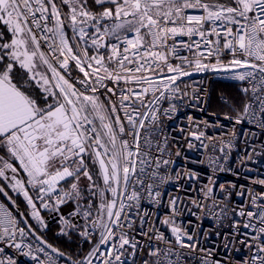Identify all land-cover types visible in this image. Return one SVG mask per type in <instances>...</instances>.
I'll use <instances>...</instances> for the list:
<instances>
[{"label":"snow or ice","instance_id":"6c2138e0","mask_svg":"<svg viewBox=\"0 0 264 264\" xmlns=\"http://www.w3.org/2000/svg\"><path fill=\"white\" fill-rule=\"evenodd\" d=\"M94 2L103 8V11L93 13L89 8L88 0H62V4L70 9L68 13H65V19L70 20L72 39L77 41V51L74 52L64 31L65 20L61 19L60 9L53 0H48V4L51 5L50 13L44 0H0V24L11 33L12 37L10 42L0 43V146L7 149L11 158L19 161V166L14 167L12 163L4 160L3 167L0 168V177H5V169L11 170L14 174L11 178L14 183L10 186L25 197L33 209L32 216L41 224L43 221L40 219L36 204L23 180L17 178L19 171L26 173L27 184L38 190L37 199L41 200L44 208L49 207V204L44 202V196L56 191L59 183L68 182L69 178L75 181L71 183L72 192H64L62 197L58 196L57 204L64 203L65 198L80 199L81 190L78 181L81 175L86 177L91 195L96 196L97 193L100 195L101 220L106 211L110 222L92 221L93 228L101 229L100 239L94 246V252L100 251L99 245H108L110 241H113L111 249L115 251L110 249L105 253L103 264H128L126 258L122 259L124 252L127 251L125 246H130L134 250V255L138 242L134 237L129 238L127 232L123 231L126 221L127 227H132L131 217L127 213L134 207L132 204H126L124 200L136 201L135 207L138 214L140 197L135 190L130 195L124 194L127 193L130 178L137 174L136 156L139 154L140 130L145 127L144 121L149 116L146 112L144 118H141L139 107H133V105L138 101L140 107H149L144 104V97L149 92L154 96L152 104L175 97L180 91L176 81L182 76L192 75L185 70L184 64L193 67L197 72L219 68L226 71L230 68L246 69L233 77L240 81L246 79L250 82L256 81L258 72V83L264 91V0H231V3H210L204 0H94ZM106 5H114V10ZM186 9H202L204 14L188 15L185 13ZM37 13H40L39 17ZM50 19L54 21L53 26H49ZM107 19H115L117 23H114L111 28L103 26V21ZM209 22L212 27L206 30L204 25ZM30 24L58 38L59 43L53 39L49 49L54 54L59 53V56L52 57L57 62L59 70L43 52L39 51L40 44ZM89 27L93 30L91 34L87 30ZM122 31L127 33L123 37ZM128 34H131V37ZM197 35L200 40L191 39ZM107 36L113 37L117 43L108 45L105 42ZM176 36L189 37L190 42L182 41L181 43L189 51L195 47L197 52L194 59L183 57L181 65L173 66L168 61L167 55L157 49L166 47L168 39ZM211 36H215L216 39H209ZM42 38L49 39L47 35ZM4 40V32L0 30V41ZM89 41H91L90 44ZM201 42L204 48L208 49L207 56L217 57L216 64L203 63L207 57L200 51ZM81 44L84 45L82 53L79 51ZM121 46H123L122 51ZM101 47H110L107 60L115 61L116 68L110 70L107 67L105 56L98 51ZM89 48L95 49L97 55L90 56ZM224 50L232 55L227 65L223 64L219 58ZM170 51L175 52L176 49L172 48ZM37 56L51 72V78L36 70ZM238 56H243L244 59L241 60ZM60 57L63 59L61 60ZM70 60L75 61V66L84 75V79L78 81L83 86V91L70 82ZM253 61H259V63ZM17 65L26 70L27 79L23 74L17 73ZM130 65L135 66L134 71L129 67ZM165 67L167 73L164 72ZM86 69H91V72ZM60 70H63L65 74L62 75ZM101 71L105 75H100ZM147 71H151L156 79L144 75ZM66 75H69V78H66ZM90 76L95 78L92 84H89ZM106 79L117 83L124 80L125 83L146 85L139 92L128 89L125 94L123 89L120 90V111L123 112L124 119L129 125L128 134L133 137L136 151L132 150L127 140H119L120 135L125 133V126L120 115L117 114L116 104L109 101L111 103L109 114L105 104L101 103L99 97L95 95L99 88H105V94H116L114 89L107 88L104 84ZM52 81L55 83L53 84ZM54 89H58L59 92L57 93ZM40 90L45 94L42 99ZM89 91L93 94H85ZM243 91L248 90L243 89ZM252 91L255 93L256 88ZM156 92L160 95L155 96ZM133 96L135 100H132ZM49 97L53 98L52 103L48 102ZM60 97L63 98V102ZM257 99L260 111L264 112V97ZM125 101H131V103L126 104ZM41 104L44 106L42 107ZM249 107L245 105L243 115L248 113ZM89 110L99 119L102 131L96 127L90 129L84 127L85 124H93V119L87 115ZM169 111H175V106L164 109L165 113ZM112 116H115L114 120ZM151 119H157L154 110H151ZM239 122L238 116L237 123ZM260 127L264 128V121L261 122ZM199 138V135L196 136V139ZM89 155L99 165L103 189L98 187L88 171L85 157ZM140 163L143 164L144 161ZM169 163L167 159L156 158L157 169ZM140 171L143 173L144 169L141 168ZM152 175L155 177L158 173L153 172ZM166 179L170 177L161 176L160 182L164 183ZM137 182L143 185L139 176H137ZM259 183L264 184V180ZM147 188L149 196H152L153 185L149 184ZM211 191L212 189L209 188L208 193ZM108 192L112 194L111 200L106 199L105 194ZM0 193L7 196L3 187H0ZM160 195V191L154 193L155 197ZM8 199L12 198L8 197ZM255 199L254 197L253 203ZM12 203L15 204V201ZM170 203L175 206L176 199H172ZM147 215L145 213V216ZM239 215H247L249 218L257 215L262 225L257 231L264 234V208H261L257 214L245 213L241 210ZM83 216L87 219L91 216V212L85 210ZM141 220L142 226L147 223L143 217ZM17 223L13 213L0 203V238L14 236ZM163 223L171 224L172 222L166 219ZM65 224L67 225L68 222L65 221ZM69 227L75 228L76 225H69ZM244 227H252V224H245ZM29 229H31L30 225ZM18 230L23 236L24 228ZM171 232L175 236L176 244L183 248L195 247L192 235L176 226L171 227ZM142 234L147 236L146 231H142ZM80 235L89 238L90 232L85 230L80 232ZM185 237L188 243H185ZM156 239L170 243L163 234L157 235ZM252 239L258 242L248 245L249 248L255 247L257 250L251 257V264H264V255H261L264 253V240L260 236ZM15 247L20 248L21 245L16 244ZM149 247L152 248V245ZM39 251L43 252L44 249L40 248ZM52 251L56 252L57 249L53 248ZM170 251L169 249L164 252L162 258L158 255L159 250L150 251L149 254L157 257L156 264H173L167 259ZM94 252L89 255H93ZM59 254L63 255V253ZM33 259L37 258L33 257ZM0 264H4V261L0 260ZM8 264H14V262L9 259ZM74 264H85V262L75 261ZM87 264H91V261L88 260ZM145 264L148 262L146 261Z\"/></svg>","mask_w":264,"mask_h":264},{"label":"built area","instance_id":"2783aa9c","mask_svg":"<svg viewBox=\"0 0 264 264\" xmlns=\"http://www.w3.org/2000/svg\"><path fill=\"white\" fill-rule=\"evenodd\" d=\"M44 2L50 13L51 9L47 1L44 0ZM185 13L188 15L204 14L202 9H186ZM36 15L39 17L40 13ZM53 24L54 21L50 19L49 26ZM113 24L114 22L110 19L103 21V26L109 28ZM29 26L37 35L40 44L39 51L43 52L59 70L57 62L52 58L53 55L59 56V53L54 54L49 49V44L53 39L59 43L58 38L50 32L36 29L34 25ZM211 27L210 22L204 25L206 30ZM45 35L49 39H43ZM128 35L131 37V34ZM106 38L108 45L117 43L113 37L107 36ZM191 39L200 40V37L197 35ZM209 39L215 40L216 37L211 36ZM182 41L190 42L187 36H176L168 39L166 47L157 50L165 53L173 66L181 65L183 57L194 59L197 52L195 47L189 51L183 46ZM172 48L176 51H170ZM120 50H123V46ZM200 51L204 52L207 57L203 63L216 64L217 57L207 56L208 49L204 48L203 42H201ZM106 53L108 57L110 47L106 48ZM219 58L223 64L227 65L232 55L224 50ZM238 58L244 59L243 56H238ZM60 59L62 60L63 57ZM253 62L259 63V61ZM110 64V70L116 68L115 61H111ZM185 65L187 64L183 66ZM71 67L72 60L69 61L70 82L83 91L84 88L78 81L84 78L75 75ZM129 67L134 71V65ZM185 70L191 72L192 75L182 76L176 81V86L180 91L175 97L152 104L154 96L149 92L144 97V104L149 107H140L138 101L133 105V107H139L141 118H144L146 112L149 116L144 121L145 127L140 130L139 154L136 156L137 174L130 178L127 193L124 194L125 196L130 195L135 190L140 197L138 214L135 207L137 202L124 200L126 204H132L134 207L127 213L131 217L132 227H127L128 222L126 221L123 231L127 232L129 238L134 237L138 243L134 255V250L130 246H125L127 251L124 252L122 259L126 258L128 264H145L146 261L148 264H156L157 257L151 256L150 251L159 250L158 255L162 258L163 253L170 249L167 259L173 264H205V262L207 264H216V262L219 264H251V257L257 250L255 247L249 248L248 245L258 242L253 241L252 238L255 236H260L264 240V234L257 231L262 225L257 215L249 218L247 215L240 216L239 212L243 210L245 213L257 214L261 208H264V184L259 183L264 180V128L260 127L261 122L264 121V112L260 111L257 99L264 97V91L258 83L259 73L257 72V80L250 82L249 79L240 81L233 78L238 72L246 69L230 68L226 71L219 68L197 72L193 67H188ZM60 71L62 75L65 74L63 70ZM164 72L167 73L166 67ZM144 75L156 79L151 71L145 72ZM66 78H69V75H66ZM94 79L90 76L89 84H92ZM215 83L231 84L239 89L244 97L241 110L225 116L210 111L212 89ZM104 84L107 88L114 89L116 94H105L106 89L99 88L95 95L99 97L101 103L105 104L109 114L111 112L109 101L116 104L117 114L120 115L125 126V133L120 135L119 140H127L132 150L136 151L133 137L128 134L129 125L124 119L123 112L120 111V90L123 89L125 94L128 89L139 92L146 85H138L134 82L125 83L124 80L117 83L108 79L104 81ZM253 88H256L255 93L252 91ZM243 89L248 91L244 92ZM85 94L92 95L93 93L89 91ZM159 95V92L155 93V96ZM166 95L170 94L166 93ZM135 99L133 96L132 100ZM221 101L225 103L228 99L221 97ZM125 103L128 104L131 101H125ZM173 105L175 111L164 112V109H169ZM245 105L250 107L248 113L243 115ZM151 110L155 111L156 120L151 119ZM87 115L93 119V124H85L84 127L97 128L95 114L89 110ZM238 116L240 117L239 123H237ZM114 119L115 116H112V120ZM201 133L203 135H200ZM198 135L200 138L196 139ZM88 158L89 156L85 157L86 160ZM156 158L167 159L170 163L157 169ZM140 161L144 163L141 164ZM141 168L144 169L143 173L140 171ZM153 172H157L158 175L153 177ZM137 176L143 181V185L137 182ZM161 176L170 177V179L161 183ZM149 184L153 185L152 196H149L147 188ZM221 185L224 187L221 188ZM209 188L212 189L211 193H208ZM156 191L161 192L159 197L154 196ZM63 193L57 188L53 193L45 195L44 202L49 204L48 208L42 207L41 200L37 199L39 193L36 198L32 197L43 224L32 216L33 220L42 229H47L53 222H59L67 230L77 228L76 235L80 243L89 247V251L80 261H84L85 264L88 260L91 264H103L105 253L111 249L113 241H110L108 245H99L100 251L94 252V246L100 239L101 229L93 228L92 222L85 221L83 213L79 211L70 216L64 215L61 207L65 202L57 204V197H62ZM105 196L107 200L113 198L108 197L107 193ZM254 197L256 198L255 203H253ZM174 198L176 199L175 206L170 203ZM0 203H3L13 213L18 222L14 236L0 238V249H3L0 251V260L4 261V264H8L9 259L14 264H69L34 239L23 227L21 219L8 207L1 196ZM27 205L32 215L33 209L28 203ZM145 213L148 215L145 216ZM141 217L147 221L143 226ZM166 219L171 220L172 223L164 224L163 221ZM65 221L68 222L67 225ZM102 222H109L106 211ZM249 223L252 227L245 228L244 225ZM69 225H76V227H69ZM172 226L179 227L182 231L192 235L195 247L183 248L176 244L175 236L171 232ZM19 228H24L23 236L20 235ZM85 230L90 232L89 238L80 235V232ZM116 231L119 233L118 229ZM142 231H146L147 236L143 235ZM159 234H163L170 243L156 239ZM184 239L185 243H188L186 237ZM16 244H20L21 247L16 248ZM149 245H152V248ZM40 248L44 251H39ZM111 250L115 251V249ZM93 252L94 254L90 256L89 253Z\"/></svg>","mask_w":264,"mask_h":264},{"label":"trees","instance_id":"16d2710c","mask_svg":"<svg viewBox=\"0 0 264 264\" xmlns=\"http://www.w3.org/2000/svg\"><path fill=\"white\" fill-rule=\"evenodd\" d=\"M88 2H89V8L93 13H98L103 11V8H101L99 5H96L94 1L89 0ZM204 2L231 3V0H204ZM88 43L90 44L91 42L89 41ZM88 51L90 56L97 55V51L95 49L89 48ZM98 51L99 54H105L101 50V48ZM71 70L75 75L84 78L83 73L78 71V69H75V61L72 62ZM16 71L17 73L23 74L25 79L28 78V74L26 73V70L21 69L19 65L16 66ZM24 87H28V86L24 85ZM221 97H226L228 99V102L223 103L221 101ZM51 101L53 102L52 97H51ZM243 103H244V97L241 95L239 89L236 86L231 84H224V83H215L213 85L211 106H210V111L212 113L221 116L233 114L241 110ZM0 158H3L2 160H0V168L3 167L4 160H7L9 163H12L13 166L16 165V162L13 158H11L10 153H8L7 149L2 146H0ZM7 170L9 169H5V171ZM99 172L100 171L97 166V163H95L94 160L91 158L90 174L92 175L93 180L97 184H99L102 188H104V184L99 176ZM19 173L21 175L23 182L25 183L26 189L29 191V195L33 198H36V196L38 195V190L33 189L30 185L27 184V178L25 177V175H23L22 170H20ZM0 182L3 185V187L8 191V193L11 195V197L16 201L18 206L21 208L24 215L28 219L29 223L34 228V230L44 240H46L50 245L54 246L60 252L64 253L73 261H80L82 258L85 257V255L89 251V247L80 243V240L76 235L77 228L72 230H67L64 229L62 225L59 224V222H53L49 224L47 229L40 228L33 220L31 211L26 201L21 196L14 193L13 189L11 188V186L4 177H0ZM72 182L75 181H72V178H69L68 182L64 181L59 185V189L62 192H72L71 189ZM80 190H81V198L78 200L72 199L74 201L75 206L77 207L76 202H78L79 204H81V208L78 206L79 212L83 213L85 210L91 212V216H89L87 219L84 217L85 221L87 222L97 221L96 210L98 208V205L100 204L99 203L100 199L98 200L97 195L92 196L88 188L80 187ZM89 204H91V207H89Z\"/></svg>","mask_w":264,"mask_h":264},{"label":"rangeland","instance_id":"374dc122","mask_svg":"<svg viewBox=\"0 0 264 264\" xmlns=\"http://www.w3.org/2000/svg\"><path fill=\"white\" fill-rule=\"evenodd\" d=\"M47 1V3H48V0H46ZM89 1V0H88ZM91 1H94V0H91ZM53 2L54 3H56V5L58 6V8L60 9V12H61V19L62 20H65V24H64V31H65V34H66V37L69 39V43L72 45V47H73V49H74V52L75 51H77V49H76V43H77V41H74L73 39H72V36H73V32H72V28L70 27V20H68V19H65V13H68L69 11H70V9H69V7L67 6V5H64V4H62V0H53ZM89 3V2H88ZM49 5V7H50V9H51V5L50 4H48ZM106 7H112L113 8V10H114V5H106ZM110 20H112L114 23H117V21L115 20V19H110ZM0 30H2L3 32H4V35H5V40L4 41H0V43H3V42H10V40L7 38L8 37V33L7 32H5L4 30V26L2 25V24H0ZM88 31H89V33L91 34V32L93 31L90 27L87 29ZM11 35V34H10ZM123 35V34H122ZM91 42V41H90ZM83 49H84V46H83V44H81L80 45V49H79V51L82 53V51H83ZM36 64H37V71H39V72H41V73H45L49 78H51V74H50V72L47 70V67H46V65H43L40 61H39V58H38V56H37V59H36ZM106 65H107V67L109 68V64L108 63H106ZM184 68H188L189 66H187V65H185V66H183ZM75 69H78L76 66H75ZM91 70V69H90ZM78 71H79V69H78ZM103 72V71H102ZM52 83L54 84L55 83V81H52ZM26 86H28V85H26ZM41 91V99L43 98V96L45 95V94H43V92H42V90H40ZM54 91H56L57 93L59 92V90L58 89H54ZM48 102L49 103H52V101H51V97H49L48 98ZM60 100H61V102H63V98L62 97H60ZM41 106L43 107L44 105L43 104H41ZM97 119V128H98V130H101L102 131V129H100V121H99V119L98 118H96ZM105 122H108V121H105ZM105 139H106V137H105ZM91 158H92V156H90L89 155V158L86 160L85 159V163H86V165H87V167H88V171H89V173H90V162H91ZM93 159V158H92ZM15 162H16V165H14V167H18L19 166V162L17 161V160H15ZM11 170L9 169V170H7L6 172H5V177H7V179H6V181L9 183V185L10 184H13L14 183V180H12L11 178H12V176L14 175L12 172H10ZM23 172V171H22ZM23 175H25V177L27 178V174L26 173H23ZM17 178H20V179H22L21 178V175H20V173H18V175H17ZM28 179V178H27ZM62 182H64V181H61L60 183H59V185L62 183ZM78 184H79V188L80 187H82V188H88V186L87 185H89V181L87 180V178L86 177H84L83 175H81V177H80V179H79V181H78ZM59 185L57 186V188L59 189ZM98 187L100 188V189H103L99 184H98ZM12 188V187H11ZM13 189V188H12ZM60 190V189H59ZM13 191H14V193L15 194H17V195H19V196H21L25 201H26V199H25V197L21 194V193H18L17 191H15L14 189H13ZM107 195H108V197H110L111 198V196H112V194L110 193V192H108L107 193ZM97 198H98V200L100 199V201H99V203L101 202V198H100V195H99V193H97ZM26 203H27V201H26ZM76 204H77V207H76V209H75V212H77V211H79V208H78V206L81 208V204H79L78 202H76ZM100 205V204H99ZM99 205H98V208H97V210H96V219H97V222L98 223H100V220H101V212L99 211ZM30 209V208H29ZM30 211H31V209H30ZM103 217H104V213H103ZM101 222H102V220H101ZM101 232V231H100ZM99 235H100V233H99Z\"/></svg>","mask_w":264,"mask_h":264},{"label":"water","instance_id":"95a60500","mask_svg":"<svg viewBox=\"0 0 264 264\" xmlns=\"http://www.w3.org/2000/svg\"><path fill=\"white\" fill-rule=\"evenodd\" d=\"M105 42L107 43V38L105 37ZM101 49L103 51L106 50L105 47H101ZM97 166L99 168V165L97 163ZM100 171V170H99ZM0 187H3V185L0 182ZM4 188V187H3ZM5 189V188H4ZM5 192L7 193V196H5L3 193H0L1 198L3 199V201L9 206V208L21 219V222L23 224V227L26 229V231L37 241H39L40 243H42L43 245H45L48 249H50L52 251L53 248H55L54 246L51 245V247H49V243L44 240L35 230L34 228L31 226V224L29 223L28 219L26 218V216L24 215L23 211L21 210V208L18 206V204L16 203V201L11 197V195L8 193V191L5 189ZM8 197H11L12 199L9 200ZM12 201H15V204L12 203ZM29 225L31 226V229H29ZM56 249V248H55ZM57 256H59L60 258H62L63 260L67 261L69 264H74L75 261L71 260L68 256H66L64 253L61 256L59 253L60 252L58 249L56 252H54Z\"/></svg>","mask_w":264,"mask_h":264},{"label":"crops","instance_id":"0c3cea01","mask_svg":"<svg viewBox=\"0 0 264 264\" xmlns=\"http://www.w3.org/2000/svg\"><path fill=\"white\" fill-rule=\"evenodd\" d=\"M5 30V32H7L8 33V39L9 40H11V33L6 29V28H4ZM122 34H126L124 31H122L121 32V35ZM102 50V49H101ZM103 51V50H102ZM105 54H101V55H104L105 56V63H108L109 64V69H110V67H111V64H110V62L107 60V53H106V50L105 51H103ZM72 62H74V61H72ZM87 71H89V72H91V70L90 69H86ZM99 74H105L104 72H100ZM6 172V171H5ZM61 209H62V212H63V214L64 215H66V216H70L71 214H73L74 212H75V209H76V207H75V204H74V201L72 200V199H66V201H65V203L62 205V207H61Z\"/></svg>","mask_w":264,"mask_h":264}]
</instances>
